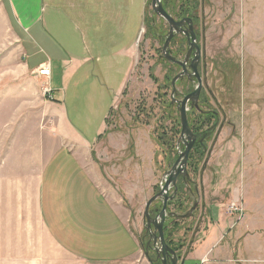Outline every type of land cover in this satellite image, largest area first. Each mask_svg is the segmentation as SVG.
<instances>
[{
    "label": "rangeland",
    "instance_id": "rangeland-1",
    "mask_svg": "<svg viewBox=\"0 0 264 264\" xmlns=\"http://www.w3.org/2000/svg\"><path fill=\"white\" fill-rule=\"evenodd\" d=\"M161 4L176 21H192L200 50L197 71L202 85L195 112L211 118L201 130L215 125L210 139L205 136L204 155L195 144L191 150L189 180L177 178L175 201L171 200L172 206L167 202L164 240L178 262L211 236L214 245L202 264H264V0H161ZM27 5L24 1L22 8ZM13 25L7 4L0 0V173L11 176L19 191V195L12 193L11 201L8 193H0V207L6 208L0 209V231L10 218L19 222V214L25 226L32 223L30 227L37 233L35 241L23 235L13 236L12 241L13 228L7 225V234L0 239L10 242L0 241V264H54L49 258L54 254L49 250L51 245L39 234L35 202L42 163L63 142L58 135L60 113L48 79L38 73L49 66L37 68L36 77L24 72L25 54L15 39ZM167 33V23L152 12L151 0H146L137 66L110 111L104 131L91 150L83 152L94 163L106 162L108 180L118 186V212L138 242L143 260L150 242L143 219L146 202L160 192L164 174L172 168L178 151L184 150L182 144L177 149L179 112L176 104H171V81L181 68L163 58ZM169 50L172 57L184 61L188 51L185 37L175 36ZM192 59L193 54L187 65ZM196 86L194 79L178 81L175 99L181 101ZM187 108L192 129L190 114L194 109ZM191 131L194 134L195 130ZM74 150L79 155L81 149ZM28 159L33 163L28 164ZM124 169L129 172L125 180ZM12 171L18 173L14 176ZM234 188L242 197L238 217L225 213L236 196L230 197ZM181 190L184 192L179 193ZM161 208V201H155L149 209L150 218L155 219ZM4 213L10 218L5 220ZM173 214L178 217H170ZM186 214L187 218H180ZM222 216L227 221L219 231L215 224ZM149 246V258L159 264L152 243ZM66 263L82 264L69 257ZM183 264L195 263L186 259Z\"/></svg>",
    "mask_w": 264,
    "mask_h": 264
},
{
    "label": "crops",
    "instance_id": "crops-1",
    "mask_svg": "<svg viewBox=\"0 0 264 264\" xmlns=\"http://www.w3.org/2000/svg\"><path fill=\"white\" fill-rule=\"evenodd\" d=\"M4 1L14 22L15 39L25 54L24 72L36 77L37 68L49 66L50 76L45 79L55 92L60 113L58 135L63 142L42 163L34 210L39 234L54 252L49 258L54 264H67L68 257L82 264H150L142 259L138 242L118 212V186L108 180L106 162L94 163L83 155L104 131L110 111L137 66L146 0ZM24 1L28 5L22 8ZM75 148L82 152L78 155ZM126 163L129 169L130 159ZM128 173L124 169L123 180ZM4 174L1 171L0 193H8L11 201L12 193L19 195V191L13 178ZM144 179H148L147 174ZM238 194L240 190L234 188L230 197ZM16 217L19 222L9 217L10 223H4L0 236L7 234L5 228L11 225L12 237L31 236L35 241L37 232L30 227L32 223L25 226L23 217ZM226 221L225 216L220 217L215 227L222 231ZM213 241L210 236L197 244L178 264L186 259L201 264L203 258L207 260Z\"/></svg>",
    "mask_w": 264,
    "mask_h": 264
},
{
    "label": "water",
    "instance_id": "water-1",
    "mask_svg": "<svg viewBox=\"0 0 264 264\" xmlns=\"http://www.w3.org/2000/svg\"><path fill=\"white\" fill-rule=\"evenodd\" d=\"M151 10L159 18L162 19L168 25V33L165 42L162 47V55L168 62L177 65L181 68L180 74L174 77L171 81V104H176L177 110L179 112V122H180V135L177 142V149L182 144L184 147L183 151H178V157L173 164L170 171L166 172L162 178L163 186L160 188V192L155 196L151 197L145 205L143 219L146 224L147 231L149 232L150 242H148L146 247V252L144 253L145 258L150 264H154L153 260L149 258L148 248L150 243H152L153 252L156 255V259L160 261L161 264H178V258L176 253L167 245L164 240L163 226L167 217V202L173 200L177 194V178L181 177L183 180H189L187 173V161L192 150L196 136L192 133L189 128L187 121V105L189 108H195L198 110V100L200 92L202 89L201 78L197 71V65L200 57V50L197 46L196 36L193 32L192 21L190 19H183L181 21H176L171 17L162 7L161 0H151ZM187 29H183L186 27ZM183 35L188 44V51L184 61H178L171 56L169 45L175 36ZM193 54V59L190 64L187 65L190 55ZM190 70V72H189ZM186 78L187 80H196L197 86L195 90L185 96L181 101L175 99L176 89L175 84ZM173 190V195L169 196V191ZM161 201L162 208L160 213L155 219H151L149 215V209L155 201ZM170 217L177 218L175 214ZM187 218L188 215L180 216V218ZM153 228V232L151 231ZM182 264V262H181Z\"/></svg>",
    "mask_w": 264,
    "mask_h": 264
},
{
    "label": "trees",
    "instance_id": "trees-1",
    "mask_svg": "<svg viewBox=\"0 0 264 264\" xmlns=\"http://www.w3.org/2000/svg\"><path fill=\"white\" fill-rule=\"evenodd\" d=\"M192 110H193L192 111L193 113L190 114V116L193 117V119H192V129L191 130H195L193 132H194V135L197 138L196 141H198V142L195 143V147L194 148L195 149L196 148H199L201 150V152H200L201 154L200 155L203 156L204 155V150H205V143H204V141L206 139L205 136L207 137V139H210L211 134L213 133V131L215 129V125H214V127L210 126L205 131L201 130L202 127L208 125V123L211 120V118L208 117V116L205 117L208 114H205L204 115L202 113H198L199 115H196V112H195L196 109L195 108H192ZM193 153H194V151H191L190 154H189V157H188V165H189L190 168H192V157H193ZM198 164L199 163L195 162L193 165L198 166ZM193 190H195V189L193 188ZM183 192L181 190L179 193H183ZM191 192H193V191H191ZM173 201H175V200H173ZM173 201H171L170 203H168V205L169 206L170 205L172 206Z\"/></svg>",
    "mask_w": 264,
    "mask_h": 264
},
{
    "label": "built area",
    "instance_id": "built-area-1",
    "mask_svg": "<svg viewBox=\"0 0 264 264\" xmlns=\"http://www.w3.org/2000/svg\"><path fill=\"white\" fill-rule=\"evenodd\" d=\"M39 75L41 77L48 78L50 76V70L49 68H41L38 71ZM242 211V197L241 194L236 195L226 206L225 213L226 216H240V213ZM202 264V262H201Z\"/></svg>",
    "mask_w": 264,
    "mask_h": 264
},
{
    "label": "flooded vegetation",
    "instance_id": "flooded-vegetation-1",
    "mask_svg": "<svg viewBox=\"0 0 264 264\" xmlns=\"http://www.w3.org/2000/svg\"><path fill=\"white\" fill-rule=\"evenodd\" d=\"M174 39H175V37L173 38V40H174ZM185 39H186V38H185ZM173 40H172V41H173ZM172 41H171V42H172ZM196 139H197V138H196ZM178 140H179V137H178ZM177 142H178V141H177ZM148 250L150 251V249H148ZM157 263L161 264L160 261H158Z\"/></svg>",
    "mask_w": 264,
    "mask_h": 264
}]
</instances>
